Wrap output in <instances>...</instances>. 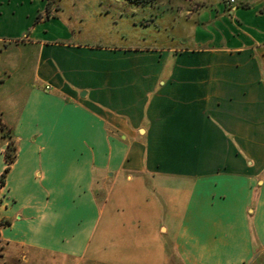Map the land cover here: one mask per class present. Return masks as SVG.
Here are the masks:
<instances>
[{
  "label": "crops",
  "instance_id": "1",
  "mask_svg": "<svg viewBox=\"0 0 264 264\" xmlns=\"http://www.w3.org/2000/svg\"><path fill=\"white\" fill-rule=\"evenodd\" d=\"M63 2L0 0L3 263L263 264L264 0L126 44Z\"/></svg>",
  "mask_w": 264,
  "mask_h": 264
},
{
  "label": "rangeland",
  "instance_id": "2",
  "mask_svg": "<svg viewBox=\"0 0 264 264\" xmlns=\"http://www.w3.org/2000/svg\"><path fill=\"white\" fill-rule=\"evenodd\" d=\"M95 2L96 7L88 8V11L96 9L101 11L103 5L107 4L109 12L103 11V16H97L96 20L101 18L104 24L108 25L112 32L110 36H105L104 41L116 43L140 42H174L171 38L177 35L182 29L188 28L191 22H188L182 7L189 4L194 8L198 0H91ZM123 2L129 3L123 5ZM224 2L230 0H222ZM103 3V4H102ZM131 3V4H130ZM188 3V4H187ZM62 4H65L62 0ZM86 5V2H85ZM132 11H128L130 6ZM198 5V4H197ZM104 7V6H103ZM90 16V15H89ZM114 36H111L113 35ZM122 34V36H121ZM9 142L10 147L14 146V139L6 130L5 136L1 137ZM4 243L0 240V264H21L16 258H7L3 263ZM70 264V263H65ZM264 264V263H263Z\"/></svg>",
  "mask_w": 264,
  "mask_h": 264
},
{
  "label": "trees",
  "instance_id": "3",
  "mask_svg": "<svg viewBox=\"0 0 264 264\" xmlns=\"http://www.w3.org/2000/svg\"><path fill=\"white\" fill-rule=\"evenodd\" d=\"M4 136H5V134L2 135V137H4ZM4 158H5V161H6V164L7 165L5 166L3 172L0 175V186L3 184V179H4V176H5L6 172L9 169L10 163L15 158V143H14V146L13 147H10L9 142H7L6 147H5V150H4ZM7 223H8V221L4 220V221H1L0 222V225H4V224H7Z\"/></svg>",
  "mask_w": 264,
  "mask_h": 264
},
{
  "label": "built area",
  "instance_id": "4",
  "mask_svg": "<svg viewBox=\"0 0 264 264\" xmlns=\"http://www.w3.org/2000/svg\"><path fill=\"white\" fill-rule=\"evenodd\" d=\"M231 2H233L234 0H230Z\"/></svg>",
  "mask_w": 264,
  "mask_h": 264
}]
</instances>
